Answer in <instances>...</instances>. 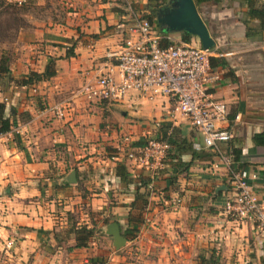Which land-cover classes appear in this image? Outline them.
<instances>
[{
	"label": "crops",
	"instance_id": "obj_1",
	"mask_svg": "<svg viewBox=\"0 0 264 264\" xmlns=\"http://www.w3.org/2000/svg\"><path fill=\"white\" fill-rule=\"evenodd\" d=\"M34 1L50 18L0 43L7 69L0 73V104L12 124L0 134V264H264V233L222 213L233 169L247 172L264 215V146L255 143L264 132V31L261 41L244 37L245 8L227 0L195 7L214 42L208 67L217 80L207 92L228 110L223 126L231 140L221 149L239 153L226 167L209 150L192 148L202 146L200 136L182 119L169 120L174 105L166 99L137 92L117 103L71 98L113 66L105 54L126 36L122 0ZM131 1L147 19L153 15L148 20L160 33L199 46L195 37L184 40L183 32L156 23L174 0ZM47 65L52 76L20 84ZM59 104H69L61 119L50 112ZM148 139L170 146L153 197L149 171L122 154L111 160L119 146ZM112 223L123 239L118 249L107 234ZM79 227L93 230L84 248L74 247L70 233Z\"/></svg>",
	"mask_w": 264,
	"mask_h": 264
},
{
	"label": "built area",
	"instance_id": "obj_2",
	"mask_svg": "<svg viewBox=\"0 0 264 264\" xmlns=\"http://www.w3.org/2000/svg\"><path fill=\"white\" fill-rule=\"evenodd\" d=\"M6 2L21 6L27 0ZM122 2L124 13L121 19L126 36L115 51L105 54L108 60L114 61L113 66L105 72L98 70L72 93L71 98L117 103L123 101L129 92H137L149 101L166 99L174 105V113L168 116L169 120L182 119L200 136L202 146L193 144L192 148L209 150L229 167L230 159L221 149L222 144L231 140L230 130L223 126L227 122L228 110L223 102L207 92L209 85L217 80L208 67V58L213 52L160 33L131 0ZM113 67L115 73L111 71ZM68 105H53L50 112L61 119ZM169 149V144L162 139H148L135 148L119 146L111 155V160L122 154L133 168L149 171L153 177L146 190L148 196L153 197L157 194L153 180L163 168ZM247 179L245 170L229 169L227 180L230 193L223 201L222 213L227 219L250 224L256 233L263 234L262 208ZM178 204V198L169 200L172 210ZM144 221L147 223L148 219ZM10 245L8 242L6 247Z\"/></svg>",
	"mask_w": 264,
	"mask_h": 264
},
{
	"label": "trees",
	"instance_id": "obj_3",
	"mask_svg": "<svg viewBox=\"0 0 264 264\" xmlns=\"http://www.w3.org/2000/svg\"><path fill=\"white\" fill-rule=\"evenodd\" d=\"M3 1L4 0H0V4L5 2L6 4H8V6L11 5L16 7V5L14 4ZM192 1L195 7L200 3H204V2H212L215 5H219V3L222 2V0H192ZM227 1L235 2L238 4L239 7L245 8V12L241 16V23L245 28L244 37L247 40H254V41L263 40L261 37V33L262 31H264V1L261 0H227ZM146 7H148L151 12L154 11L152 7L149 6ZM151 17H153V15L148 16V19H150ZM252 20H255L256 23L250 24ZM183 36H184V40L190 37L186 33H183ZM5 62L0 61V73L7 72ZM52 75L53 72L51 71L50 67L47 65L41 74L30 73L24 80L20 82V84L31 85L36 81H40ZM3 112H4V107L2 104H0V134L7 132L12 125L8 119L3 118ZM255 143L264 146V132L256 135ZM238 154H239L238 151L235 149H231V147L228 148L226 152V155L230 157L233 161H236V159L238 158ZM70 233H72L74 237V247L84 248L87 246V243L93 234V230L87 229L85 227H79V228H73L72 230H70Z\"/></svg>",
	"mask_w": 264,
	"mask_h": 264
},
{
	"label": "water",
	"instance_id": "obj_4",
	"mask_svg": "<svg viewBox=\"0 0 264 264\" xmlns=\"http://www.w3.org/2000/svg\"><path fill=\"white\" fill-rule=\"evenodd\" d=\"M155 21L168 32H183L195 37L204 50H209L214 45L192 0H174L172 8L161 10L156 14ZM107 234L113 238L116 249L122 246L123 239L119 235L117 224H110Z\"/></svg>",
	"mask_w": 264,
	"mask_h": 264
},
{
	"label": "rangeland",
	"instance_id": "obj_5",
	"mask_svg": "<svg viewBox=\"0 0 264 264\" xmlns=\"http://www.w3.org/2000/svg\"><path fill=\"white\" fill-rule=\"evenodd\" d=\"M49 12L34 0H28L19 7L8 6L5 2L0 4V43H13L19 36L18 32L33 28L37 22L47 21Z\"/></svg>",
	"mask_w": 264,
	"mask_h": 264
}]
</instances>
